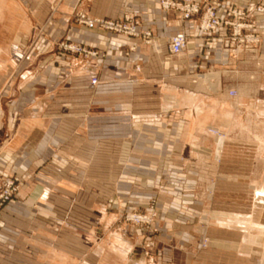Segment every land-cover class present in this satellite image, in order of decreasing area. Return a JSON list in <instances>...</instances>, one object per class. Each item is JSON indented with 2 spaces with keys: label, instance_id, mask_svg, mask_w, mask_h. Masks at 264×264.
<instances>
[{
  "label": "crops",
  "instance_id": "crops-1",
  "mask_svg": "<svg viewBox=\"0 0 264 264\" xmlns=\"http://www.w3.org/2000/svg\"><path fill=\"white\" fill-rule=\"evenodd\" d=\"M159 1L0 0V191L14 174L30 189L21 210L2 214L0 264L258 263L264 40L216 63L218 43L232 48L224 33L207 41ZM217 5L223 13L264 0ZM76 10L104 19L132 14L153 45L75 25ZM256 21L264 36V13ZM181 30L183 53L168 59L166 40ZM63 41L98 56L85 62L59 50ZM217 67L208 83L198 77ZM210 129L224 135L220 149ZM209 180L213 188H203ZM152 200L157 231L146 250L149 233L124 226L119 210Z\"/></svg>",
  "mask_w": 264,
  "mask_h": 264
},
{
  "label": "built area",
  "instance_id": "built-area-1",
  "mask_svg": "<svg viewBox=\"0 0 264 264\" xmlns=\"http://www.w3.org/2000/svg\"><path fill=\"white\" fill-rule=\"evenodd\" d=\"M218 0H160L159 10L162 12H173L182 20L190 24L195 23L200 34L211 41L215 34L223 32V39L228 41L232 48L224 50L221 47V42L216 45L213 55L215 62L226 64L230 56H239L247 53L248 48H257L264 40L262 33L258 31L257 16L264 13L263 6H255L252 9H244L242 7L230 6L223 13L219 12ZM74 17L79 26L87 29L96 28L110 34L121 35L129 39H140L146 44L153 45L152 34L149 29H142V22L132 14L121 13L116 19H104L90 17L84 11H76ZM187 43V34L185 30L177 32L175 35L166 40L167 58L172 59L180 56ZM57 48L68 54H76L82 56L85 62L88 57L98 56L96 50H88L79 44L68 41L60 42ZM134 48H129L133 51ZM222 56L221 60L218 57ZM138 69V67H136ZM204 74L199 75L202 78ZM91 86L98 83L96 76L89 75ZM228 96L235 98L237 92L228 90ZM213 135L220 136V132L209 130ZM9 177L4 179L1 184L0 197L8 195L12 188H16ZM206 193L211 194L207 189ZM151 212V211H150ZM153 216L148 214L136 213L129 211L124 215L125 222H130L139 227H147L151 224ZM208 239L203 238L202 247H207ZM153 241L150 234L144 241L146 249H152ZM258 264H264V250L261 253Z\"/></svg>",
  "mask_w": 264,
  "mask_h": 264
},
{
  "label": "rangeland",
  "instance_id": "rangeland-1",
  "mask_svg": "<svg viewBox=\"0 0 264 264\" xmlns=\"http://www.w3.org/2000/svg\"><path fill=\"white\" fill-rule=\"evenodd\" d=\"M76 11H80V10H76ZM81 11H84V10H81ZM74 13L72 15V22L75 25H78V23H77V21H76V19L74 17ZM213 57H214V55H213ZM220 70L222 71L223 69H221L220 67H217L215 70H212V71H209V72L208 71H205L204 73L201 72V74L208 73V74H206L207 76L205 75L204 78H203L204 82L205 83H208L212 79L217 78L218 72ZM210 130H213V129H210ZM209 133H210V131H209ZM220 134L224 138V135L222 133H220ZM220 153H221V151H220ZM9 178L12 181H14V183H15L14 185H15L16 188H12L11 191H9L8 195L3 196L2 198L0 197V221H2V214H3L4 210H7V208L9 206H15L16 209L21 210V207L23 205L24 199L30 193V189L28 187H22L23 181H25L24 180L25 177H20V176L14 174V175H11ZM33 178L36 179V180H39V177L38 176L37 177H34L33 176ZM212 181L213 180H209L205 185L203 184L204 187L203 186L202 187L203 188H208V187L211 188V186H212V188H213V184H212L213 182ZM258 200H259V203H263L264 202V195H263V193L258 194ZM155 202H156L155 200L150 201L148 203V205L146 204V206H145L144 209H127L126 207H124V208H122L121 211L119 210V220H120V222L124 226H126V227H129V228H137V229H142L144 231H147L150 234V237L152 238L153 246H154V240H153L154 239V234L157 231L156 229H154V228L151 227L152 226V223L154 222V220L157 217V211H155ZM129 211L136 212V213H142V214H148V213H150L153 216L151 224L149 226H147V227L142 228V227H139L137 225H134V224H132L130 222H125L124 215L127 212H129ZM69 237L70 238L67 237V239H66L67 241L66 242L69 245H73L74 244V238H73V236H69ZM142 244L144 246V242ZM153 246H152V248H153ZM150 249H146V250H150ZM263 250L264 249H262V251ZM262 251H261V253H262ZM259 260H260V258H259Z\"/></svg>",
  "mask_w": 264,
  "mask_h": 264
},
{
  "label": "bare ground",
  "instance_id": "bare-ground-1",
  "mask_svg": "<svg viewBox=\"0 0 264 264\" xmlns=\"http://www.w3.org/2000/svg\"><path fill=\"white\" fill-rule=\"evenodd\" d=\"M222 59V56H220V57H218V60H221ZM203 78H204V76H203ZM211 133V132H210ZM212 134V133H211ZM217 138H218V144H219V149H220V147H221V143H222V141H223V136L222 135H220V136H217ZM218 151H220V150H218Z\"/></svg>",
  "mask_w": 264,
  "mask_h": 264
}]
</instances>
